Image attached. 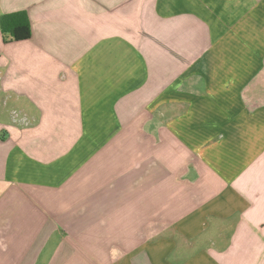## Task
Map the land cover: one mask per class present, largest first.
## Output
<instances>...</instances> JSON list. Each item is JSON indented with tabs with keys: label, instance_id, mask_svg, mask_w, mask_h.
<instances>
[{
	"label": "crops",
	"instance_id": "crops-1",
	"mask_svg": "<svg viewBox=\"0 0 264 264\" xmlns=\"http://www.w3.org/2000/svg\"><path fill=\"white\" fill-rule=\"evenodd\" d=\"M0 264H264V0H0Z\"/></svg>",
	"mask_w": 264,
	"mask_h": 264
},
{
	"label": "trees",
	"instance_id": "trees-1",
	"mask_svg": "<svg viewBox=\"0 0 264 264\" xmlns=\"http://www.w3.org/2000/svg\"><path fill=\"white\" fill-rule=\"evenodd\" d=\"M11 40L22 41L27 40L30 37V30L27 25L21 27H15L8 31Z\"/></svg>",
	"mask_w": 264,
	"mask_h": 264
}]
</instances>
